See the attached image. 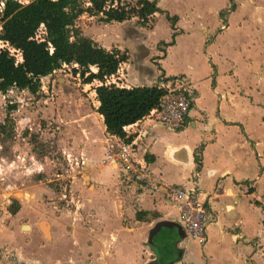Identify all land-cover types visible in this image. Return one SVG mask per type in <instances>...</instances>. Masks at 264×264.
<instances>
[{"label": "crops", "instance_id": "0c3cea01", "mask_svg": "<svg viewBox=\"0 0 264 264\" xmlns=\"http://www.w3.org/2000/svg\"><path fill=\"white\" fill-rule=\"evenodd\" d=\"M196 1L200 0H157L161 11L151 14L145 24L137 23L136 16L125 21L95 22L94 18L101 14L84 12L78 25L105 48L111 46L126 55L120 64L129 86L156 85L162 79L179 75L192 87L191 107L181 129H170L147 119L129 124L132 129L143 130L135 158L167 182L193 186L207 202L210 215L205 240L184 238L178 243L182 257L173 264H264V56L260 59L255 55L257 47L253 44L259 43L249 25L219 24L217 13L207 12ZM166 11L176 15L174 23L166 17ZM211 14L217 18L213 24L207 20ZM104 25L109 27V33L101 31ZM235 29L243 32L238 39L233 37ZM101 33L107 42L99 39ZM89 95L92 106H81L78 117L73 119L76 146L85 157L93 181L91 203L97 212L96 220H92L90 230L70 220L59 222L60 218L47 222L46 237L40 221L35 227L30 220L24 221L29 210H18L9 223L14 232L7 239L10 235H24L20 229L27 225L40 239L51 237L53 244L47 247L50 257L65 254L66 241L74 238L77 252L100 250L97 263L110 264V256H105L104 251L111 245L112 237L117 240L113 264H145L152 258L141 262L139 250L129 247L130 237L146 236L159 219L178 222V210L135 184L122 181L112 162H101L109 132L96 110L94 87ZM43 109L48 112L51 107ZM69 127H59V134L66 135ZM135 135L131 133L132 137ZM96 143L101 145L97 158L87 151ZM182 146L190 156L189 166L181 162L184 152L178 148ZM64 152L70 150L65 148ZM197 161L201 164L198 170ZM119 185L123 187L124 199L114 198L112 205V195L118 197ZM118 205H125L131 227L124 228L111 216ZM139 210L149 213L137 219ZM124 229L129 232V239L124 237ZM95 262L92 257L91 263ZM12 263L20 264L15 260Z\"/></svg>", "mask_w": 264, "mask_h": 264}, {"label": "rangeland", "instance_id": "374dc122", "mask_svg": "<svg viewBox=\"0 0 264 264\" xmlns=\"http://www.w3.org/2000/svg\"><path fill=\"white\" fill-rule=\"evenodd\" d=\"M83 4L87 5L85 2ZM196 5L205 7L207 12L211 10L217 13L219 24L249 25L255 30V39L259 43L253 44L257 47L255 55L260 59L264 56V0H200L196 1ZM231 12L232 17H229ZM136 18L134 20L137 23L145 24ZM101 19L98 16L94 21ZM207 20L209 24H213L217 18L211 14L207 16ZM79 21V17L76 18L77 24ZM108 28L103 26V34ZM233 33V37L238 39L243 32L235 29ZM103 34L99 35V39L104 38ZM9 35L11 30L0 17V46L11 47L5 39ZM102 40L107 42L106 38ZM106 49L117 55L123 53L111 46ZM73 66L77 64H64L42 77L40 89L36 93L17 89L0 91V122L6 115L11 118L5 131L0 132V239L3 242L0 244V264H13L12 260L20 264H61L60 261L62 264H92V257L96 264L100 259V250H87L84 254L81 250L77 252L74 238L66 241L65 254L56 253L54 258L50 257L47 247L50 248L53 244L50 242L51 237L40 239L38 233L32 232L28 227L20 229L24 235L17 234L13 238L10 235V239H7L11 231L14 232V227L9 225L14 214L10 211L13 201L19 203L18 210H29L28 214H24V221L30 220L34 227L40 220L51 223L60 218L59 222L62 219L70 220L84 230H90L92 220H96L97 212L91 203L93 181L89 176L85 157L76 146V123L73 119L78 117L81 106H92V96L89 93L94 85L84 83L80 74L73 72ZM90 68L96 71V66ZM92 82L99 84L97 80ZM10 104H15V107L10 109ZM44 106H50L51 110L45 112ZM65 124L70 126L69 131L66 135H61L59 127ZM65 148L70 152L65 153ZM100 148L101 145L96 143L87 147V151L91 157L97 158L101 155ZM102 161H105L104 157ZM122 188L119 187L118 197L111 190L114 194L112 205L114 198L124 199ZM169 207L175 210L172 206ZM118 208L114 214L111 212V216L124 228L131 227L125 205H118ZM124 230V237L129 239V232ZM145 235L139 239L130 237L129 241V247H136L142 254L141 262L155 256L154 251L146 244L147 234ZM114 240L111 237V245L106 248L107 252L104 251L105 256H110V264L115 260L112 255L117 240Z\"/></svg>", "mask_w": 264, "mask_h": 264}, {"label": "trees", "instance_id": "16d2710c", "mask_svg": "<svg viewBox=\"0 0 264 264\" xmlns=\"http://www.w3.org/2000/svg\"><path fill=\"white\" fill-rule=\"evenodd\" d=\"M1 1V0H0ZM4 6L0 17L11 30V35L5 39L9 45L18 48L22 60L10 53L8 47L0 46V91L10 89L28 90L31 93L39 91L41 78L61 68L64 64L73 66L74 73H79L84 83L93 80L102 81L105 76L114 73L119 63L126 59L124 53L116 54L109 51L99 42L87 35L75 22L82 13H101L105 22L125 21L136 16L145 22L156 11H161L157 0H137V6L127 9L104 10L106 0H91L90 6H85L82 0H2ZM166 17L175 22L176 15ZM44 24V39L35 38L40 24ZM96 66V71L91 70ZM95 98L98 101L96 110L102 115L103 123L110 134L123 137V126L137 121L141 114L159 100L163 89L157 85H137L130 87L99 83L94 86ZM10 104L9 108H14ZM11 120L6 115L0 122V132H4ZM127 141L131 139L126 138ZM147 157V155H146ZM196 169L200 168L197 161ZM10 208L15 213L19 203L13 201ZM149 213L147 210L136 212V218ZM177 238L175 227H162L157 234L161 241L158 246L161 259L159 264H165L173 259L175 247L173 241Z\"/></svg>", "mask_w": 264, "mask_h": 264}, {"label": "built area", "instance_id": "2783aa9c", "mask_svg": "<svg viewBox=\"0 0 264 264\" xmlns=\"http://www.w3.org/2000/svg\"><path fill=\"white\" fill-rule=\"evenodd\" d=\"M82 1L87 4L86 6L91 5L90 0ZM3 6L4 2L1 0L0 12H2ZM135 6H137V0H106L103 9H127ZM44 34L45 27L41 23L35 33V38L44 39ZM8 49L15 56L16 62L22 60L18 48L11 46ZM120 63L114 73L105 76L102 81H97L104 84L130 87L125 81ZM156 85L163 89L162 95L157 104L143 112L136 122L147 119L170 129L182 128L186 123L192 103V87L183 76L179 75L162 79ZM123 131V137L109 133L105 139L104 160L114 164L120 172L122 181L133 183L137 188L146 191L153 197L174 205L178 210V222L186 237L198 238L203 242L210 215L207 202L198 196V192L193 186L167 182L159 173L148 168L144 161L141 162L135 158L143 130L132 129L128 124L123 126ZM132 132L136 133L134 137L131 136ZM130 137L131 139L127 141L126 138Z\"/></svg>", "mask_w": 264, "mask_h": 264}, {"label": "water", "instance_id": "95a60500", "mask_svg": "<svg viewBox=\"0 0 264 264\" xmlns=\"http://www.w3.org/2000/svg\"><path fill=\"white\" fill-rule=\"evenodd\" d=\"M179 150H182L184 152V159L181 160V162H183L186 166H189L190 164V156L187 152L186 147L182 146L178 148ZM175 150V149H174ZM174 150L171 151V154H173L172 152H174ZM46 224L47 227L44 225ZM40 226H41V230L43 231L44 235L46 237H49V231H48V223L45 220H40ZM23 227H27V225H23ZM162 227H175L177 230V239L174 242V247L176 250V257L171 260L168 264H173L175 261H178L181 259L182 257V248L178 247L177 244L181 243V241L186 237V234L182 228V226L180 225L179 222L175 221V220H171V219H159L157 221H155L153 223V225L148 229L147 232V240H146V244L154 251L155 253V258L152 259L151 261L148 262V264L156 261V259L160 258V252L158 249V246L155 244L153 237L154 235L159 232L161 230Z\"/></svg>", "mask_w": 264, "mask_h": 264}, {"label": "flooded vegetation", "instance_id": "af4514ba", "mask_svg": "<svg viewBox=\"0 0 264 264\" xmlns=\"http://www.w3.org/2000/svg\"><path fill=\"white\" fill-rule=\"evenodd\" d=\"M180 129H181V128H180ZM157 234H158V232L154 235L153 240H154V242H157V244L161 245V241H160L159 239H156V238H157ZM185 238H186V237H185ZM176 239H177V238H176ZM176 239H175V240H176ZM175 240L173 241V244H174ZM177 246L179 247L178 244H177ZM174 253H175V255H177L176 250H174ZM175 257H176V256H175ZM175 257H174V258H175ZM154 258H155V256H154L152 259H154ZM174 258H173V259H174ZM160 259H161V255H160V258L156 259V261H154V262H152V263H150V264H159ZM173 259H171V260H173ZM171 260L168 259V260L166 261L165 264H168ZM146 264H148V262H147Z\"/></svg>", "mask_w": 264, "mask_h": 264}, {"label": "bare ground", "instance_id": "6f19581e", "mask_svg": "<svg viewBox=\"0 0 264 264\" xmlns=\"http://www.w3.org/2000/svg\"><path fill=\"white\" fill-rule=\"evenodd\" d=\"M24 195V194H23ZM17 196H19V193H17ZM46 227H47V225L46 224H44Z\"/></svg>", "mask_w": 264, "mask_h": 264}]
</instances>
